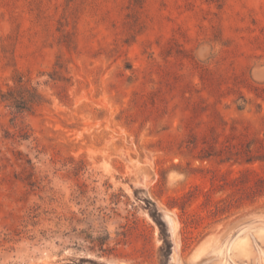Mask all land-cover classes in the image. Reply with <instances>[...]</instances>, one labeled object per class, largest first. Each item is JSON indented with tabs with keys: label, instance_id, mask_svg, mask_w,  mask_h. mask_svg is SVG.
Wrapping results in <instances>:
<instances>
[{
	"label": "rangeland",
	"instance_id": "1",
	"mask_svg": "<svg viewBox=\"0 0 264 264\" xmlns=\"http://www.w3.org/2000/svg\"><path fill=\"white\" fill-rule=\"evenodd\" d=\"M20 79L0 264H264V0H0Z\"/></svg>",
	"mask_w": 264,
	"mask_h": 264
},
{
	"label": "trees",
	"instance_id": "2",
	"mask_svg": "<svg viewBox=\"0 0 264 264\" xmlns=\"http://www.w3.org/2000/svg\"><path fill=\"white\" fill-rule=\"evenodd\" d=\"M0 101L7 102L10 106L29 110L33 105H40L43 102V96L35 86L19 80V89L10 88L7 91H1Z\"/></svg>",
	"mask_w": 264,
	"mask_h": 264
},
{
	"label": "water",
	"instance_id": "3",
	"mask_svg": "<svg viewBox=\"0 0 264 264\" xmlns=\"http://www.w3.org/2000/svg\"><path fill=\"white\" fill-rule=\"evenodd\" d=\"M261 236L264 237L263 234H262ZM246 238H249V236L246 235V234H243V235L239 236V237L236 239V241L234 242V244H233V246H232V250H233V252H234V251H238V248H239L240 244H241ZM263 242H264V241H263Z\"/></svg>",
	"mask_w": 264,
	"mask_h": 264
},
{
	"label": "bare ground",
	"instance_id": "4",
	"mask_svg": "<svg viewBox=\"0 0 264 264\" xmlns=\"http://www.w3.org/2000/svg\"><path fill=\"white\" fill-rule=\"evenodd\" d=\"M252 236H253V235H252ZM254 236H255V235H254ZM254 236H253V237H254ZM257 247H258V246H257ZM239 249H244V251H245L244 253H245L246 255H248V251H247L248 249H247V246L244 245V241L240 244L238 250H239ZM254 250H255V249H254ZM230 255H231V254H230ZM248 257H249V256H248ZM248 257H247V259H248Z\"/></svg>",
	"mask_w": 264,
	"mask_h": 264
}]
</instances>
